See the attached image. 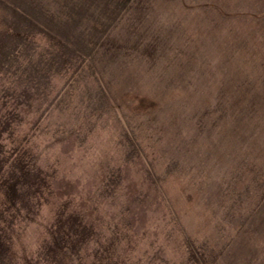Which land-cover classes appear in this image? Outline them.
<instances>
[{
  "label": "rangeland",
  "instance_id": "obj_1",
  "mask_svg": "<svg viewBox=\"0 0 264 264\" xmlns=\"http://www.w3.org/2000/svg\"><path fill=\"white\" fill-rule=\"evenodd\" d=\"M0 264H264V0H0Z\"/></svg>",
  "mask_w": 264,
  "mask_h": 264
},
{
  "label": "trees",
  "instance_id": "obj_2",
  "mask_svg": "<svg viewBox=\"0 0 264 264\" xmlns=\"http://www.w3.org/2000/svg\"><path fill=\"white\" fill-rule=\"evenodd\" d=\"M238 95H239V94H238ZM235 104H236V106H238V105H239V102H238V101H236V102H235ZM235 104H234V105H235Z\"/></svg>",
  "mask_w": 264,
  "mask_h": 264
}]
</instances>
